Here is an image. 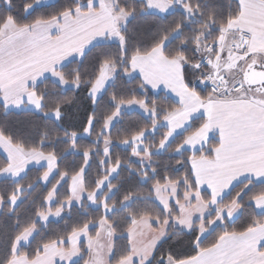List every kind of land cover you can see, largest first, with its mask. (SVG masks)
Returning <instances> with one entry per match:
<instances>
[{"label":"snow or ice","instance_id":"snow-or-ice-1","mask_svg":"<svg viewBox=\"0 0 264 264\" xmlns=\"http://www.w3.org/2000/svg\"><path fill=\"white\" fill-rule=\"evenodd\" d=\"M90 8L107 12V17L91 24L74 46L55 58L49 71L58 85L55 91L61 93L58 98L49 102L37 89L43 82L39 75L33 77L30 92L0 96L5 110L9 104L17 110L32 106L33 115L39 113L38 118L54 128L51 134L40 129L27 143L0 129V183L5 186L0 208L8 210L6 222L0 223V264H177L174 254H160V245L170 238H187L196 249L208 230L202 215L194 223L200 210L189 193L195 188L173 170L158 167L154 156L164 152L174 133L158 142L146 138L155 136L161 121L167 120V110L159 109L154 94L162 83L169 89L171 81L156 74L157 65H165V73L177 72L183 86L193 90L216 80L227 82L232 52L224 27L217 24L216 12L205 13L197 0H139L138 6L128 0H74L35 23L60 26ZM134 35L147 42L133 40ZM69 55L76 56V66L66 75L57 66ZM249 67L264 76V65ZM133 83L135 87H129ZM82 89L88 106L83 117L73 120L67 109ZM101 102L112 110L96 128L94 109ZM132 115L151 122H130L114 141L113 127ZM83 138L91 143L82 146ZM114 143L126 157L114 156ZM53 223L62 227L44 237L42 230Z\"/></svg>","mask_w":264,"mask_h":264},{"label":"crops","instance_id":"crops-1","mask_svg":"<svg viewBox=\"0 0 264 264\" xmlns=\"http://www.w3.org/2000/svg\"><path fill=\"white\" fill-rule=\"evenodd\" d=\"M233 1L238 14L224 29L232 52L229 60L232 71L227 73V79L237 84L235 72L242 60L237 59L239 52L236 49L241 45L245 51L240 55L247 57V60L243 59L242 66L246 65L247 69L255 63L264 65V0ZM103 3L106 0H101ZM106 17L107 12L90 8L87 13L68 17L60 26L48 27L35 23L17 32L4 33L1 28L0 96L13 98L25 91L30 92L33 77L38 75L43 77V81L53 82L49 69L55 58L74 46L86 28ZM249 52L251 56H248ZM74 61L76 56L69 55L57 69ZM165 67L157 65L156 74L162 79H170L169 89L162 83L155 94L168 96L178 104L179 109L169 114L160 125L164 128L173 125L177 128V136V132L185 126L180 114L182 106L185 112L195 109V116L202 118L203 124L185 138L180 150L196 153L204 149L209 140L216 142L210 157H197L189 161L197 188L193 194L205 193L214 200L212 202L219 203L234 186L242 182L264 184V79L261 84H243L245 90L242 91L241 87L229 98L211 95L202 100L183 86L177 72L165 73ZM173 87L175 92L171 90ZM8 108L13 110L16 107L9 104ZM251 205L256 214H264V196L254 199ZM263 245L264 223L242 234L220 236L213 247L199 251L196 257L183 261V264H264V251H260Z\"/></svg>","mask_w":264,"mask_h":264},{"label":"trees","instance_id":"trees-1","mask_svg":"<svg viewBox=\"0 0 264 264\" xmlns=\"http://www.w3.org/2000/svg\"><path fill=\"white\" fill-rule=\"evenodd\" d=\"M84 2L86 3V0H84ZM197 2L202 6L205 13L209 11H215L218 17L217 24L224 28H226L228 22L233 20L238 14V9L236 8L233 0H207V2L206 0H197ZM73 3L74 0H55L51 4L36 6L34 0H8V2L0 0V31L4 23L8 20L13 22V24L17 27H27L35 24L37 20H47L50 16L56 14L58 11H61L64 7L72 6ZM128 3L129 5L134 4L138 6L139 0H128ZM29 4H33V7L26 11L25 8ZM176 18L179 19V17ZM190 27H195V25H190ZM136 31L139 33V28H137ZM132 39H142V42H147L146 38H141L138 35H134ZM75 62L76 61L71 62L62 67L61 69H63V74L71 75V69L76 66ZM192 75L195 77L198 75V73L194 72ZM36 87L39 91L45 92L49 102H51L53 98H58L61 95V93L55 91L56 87L58 86L50 80H44ZM129 87H135V84H130ZM189 89L192 90L202 100H205L211 96L210 93L203 87L197 88L195 90L192 88ZM108 91H111V89ZM154 95L156 98V105L161 110L166 109L167 116L179 109L178 104L168 96L162 93ZM151 100L152 97H149V103H151ZM87 106L88 101L85 97L84 90L82 89L77 93L76 99L72 102V104L68 106V115L71 116L73 120L79 119L83 117V109L87 108ZM111 110L112 109L104 102H101L97 108L94 109V111H96L98 114L99 121L95 126L96 128L101 127L103 116L110 113ZM38 117L39 113L33 115V112L31 111L5 110L3 107H0V129H4L13 137L27 143L31 137L35 136L36 133L42 128H46L50 134L54 131V128L51 124L45 125L43 120L39 119ZM130 122L143 126L145 123L150 124L151 121H146L136 115L125 116L122 124H116L113 127L112 137L114 141L117 136L122 135L123 131L128 129ZM202 124V118L192 121L188 129L174 137L163 153L154 154V156L159 160L158 167H167L168 169L173 170L172 174L175 177L186 179L190 184H192L193 188H195V193L197 192V188L189 167V161L190 159L197 157H210L212 149L216 146V142L209 140L206 147L196 153L185 151L179 152L176 151V149L178 146L181 148L185 138L188 135L196 132L202 126ZM33 125L35 126V130H33ZM156 131L157 134L155 136L149 135L146 140L158 142L161 136L166 134L167 130L160 125ZM93 132L95 134V129ZM80 142L81 145L84 146L87 143H91V139L83 138ZM57 146L62 147V145L59 144ZM115 155H119L124 158L126 157L127 153L121 148L120 145L114 143V156ZM30 180V176L26 177L24 183L27 184L30 182ZM185 187L187 186L185 185ZM4 190V184L0 183V191ZM190 193L192 192L190 191ZM201 195L204 197V199H207V195L205 193H201ZM261 196H264V184H254L252 182L245 181L234 186L230 192L219 202V206L223 207H228L232 204H236L238 206L239 213L233 221H224L222 226H216L210 230L209 233L203 239H201L200 245L196 249H193L192 246L187 242V238H180V242H176V240L170 238L168 241L160 245V254L165 257L169 253L174 254V256L177 257V263L190 260L196 257L199 251L207 250L213 247L219 237L224 234H242L263 224L264 214H256L251 205V202L254 199ZM7 212L8 210L6 207L0 208V223L6 222ZM20 212L25 214L24 206H22ZM214 215L215 213L212 212L206 221L211 220ZM60 227H62V225H57L55 223L50 224L48 228L42 230L43 236H50ZM38 242L39 237L37 238V241L34 242V245ZM260 251H264V245L260 248Z\"/></svg>","mask_w":264,"mask_h":264},{"label":"rangeland","instance_id":"rangeland-1","mask_svg":"<svg viewBox=\"0 0 264 264\" xmlns=\"http://www.w3.org/2000/svg\"><path fill=\"white\" fill-rule=\"evenodd\" d=\"M2 1H4V0H2ZM54 1L55 0H46V2H45V0H41V3L36 4V6H42V5L51 4ZM22 28H25V27H21V28L20 27H17V26H15L13 24V22H11V21L8 20L2 26V33L6 32V31H8V32H17L18 30H21ZM241 53L242 52H239L237 54V57H238L237 59L240 60V61L242 60V62H241L242 64H239L238 70H237V72H235V75L238 76V78H237L238 79L237 80L238 83L237 84H240V86L242 87V91H244L245 89H244V85H243L242 74L244 72V69H246L245 68L246 65L245 66H242V65H244L243 64L244 63L243 61L244 60H247V57L246 58H243L240 55ZM249 61H251V60H248V62ZM242 67H244V68H242ZM226 78H227V76H226ZM234 82L236 83V81H234ZM227 83H228V86H232V85L235 84V83H231L229 79H227ZM25 103H27V100L26 99H25ZM182 108L183 109H182V111H181L180 114L182 116L181 118L183 119L185 126H184L183 129H181V130H179L177 132L178 134H181L183 131H185L186 129H188V127L191 125V122L199 118V116H195L196 115L195 114V112H196L195 109H191V110H189V112H185L186 109H184V106H182ZM7 109L12 110L10 108H7ZM13 110L14 111H31V112H33L32 106H29V107L25 108V107H23V105L20 106L19 110H17L16 108L13 109ZM182 119H181V121H182ZM166 127L165 128L168 129V132H173L174 133L171 136V139H170V141L168 143V145H169L170 142L176 136V134H175L176 133V130L175 129H177V128L173 127V125L171 126V124L170 125H167ZM167 146H166V148H167ZM161 153H163V152H157V153H154V154H161ZM184 188H187V187L184 186ZM189 194L190 195H194L195 208H197V209L200 210V212H197L196 213L194 223L195 222L199 223L201 221V215H202L203 216L204 226L208 229L207 232L203 235V238L209 233L210 230H212L216 226H222L224 221H226V222L233 221L237 217V215L239 213V208H238V206L236 204H232L231 206H228V207H226V206L223 207V206H219V203L217 201L212 202L214 200L210 199V197H208V196H207V199H204V197L201 194H193V193H189ZM212 212L215 213L214 217L211 220L206 221V219L208 218V216ZM209 222H213V223L209 224Z\"/></svg>","mask_w":264,"mask_h":264},{"label":"built area","instance_id":"built-area-1","mask_svg":"<svg viewBox=\"0 0 264 264\" xmlns=\"http://www.w3.org/2000/svg\"><path fill=\"white\" fill-rule=\"evenodd\" d=\"M226 81H227V78H226ZM240 88L241 86L239 84L228 86V83L227 82L225 83L224 80H216L213 83H211L209 87L205 89L212 96H223L225 98H229L233 92L239 91Z\"/></svg>","mask_w":264,"mask_h":264},{"label":"water","instance_id":"water-1","mask_svg":"<svg viewBox=\"0 0 264 264\" xmlns=\"http://www.w3.org/2000/svg\"><path fill=\"white\" fill-rule=\"evenodd\" d=\"M263 79L264 76L259 75L258 72L253 71L251 68H247L242 75L243 84L246 86L261 84Z\"/></svg>","mask_w":264,"mask_h":264}]
</instances>
